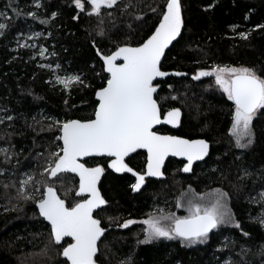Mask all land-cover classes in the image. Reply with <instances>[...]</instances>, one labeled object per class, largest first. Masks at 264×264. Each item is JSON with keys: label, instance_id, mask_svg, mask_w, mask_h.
<instances>
[{"label": "trees", "instance_id": "1", "mask_svg": "<svg viewBox=\"0 0 264 264\" xmlns=\"http://www.w3.org/2000/svg\"><path fill=\"white\" fill-rule=\"evenodd\" d=\"M166 3L117 0L110 8L102 6L99 15H90L87 0L83 11L74 0H0V24L6 25L0 35V150H4L0 151V264H68L62 251L70 239L56 243L36 205L47 186L55 187L69 207L84 198L76 195L75 175L50 177L45 172L51 154L62 147L57 122L93 118L95 93L108 79L99 54L144 42L162 18ZM181 3L185 26L167 50L161 69L186 75L157 81L155 96L162 116L173 108H179L181 116L177 127L162 124L156 130L202 138L211 151L189 174L182 171L184 161L170 158L164 177L146 179L139 192L131 188L135 177L113 172L109 158L85 160L89 167L105 168L99 189L108 203L95 217L107 231L98 243L96 261L264 264L260 222L264 219V109L252 121L253 143L237 147L230 132L234 102L213 75L193 79L199 71L216 66H244L264 77V0ZM33 12L35 17L29 15ZM77 75L83 83L68 87L56 79ZM126 162L143 173L146 153L139 151ZM27 175L35 179L22 192ZM188 187L199 193L224 190L234 223L220 225L206 242L190 246L181 239L164 238L138 243L144 236L141 220L155 209L174 210ZM26 195L32 199H25ZM127 220L136 223L121 227Z\"/></svg>", "mask_w": 264, "mask_h": 264}, {"label": "snow or ice", "instance_id": "2", "mask_svg": "<svg viewBox=\"0 0 264 264\" xmlns=\"http://www.w3.org/2000/svg\"><path fill=\"white\" fill-rule=\"evenodd\" d=\"M92 8L90 15L100 14L101 7H112L117 0H87ZM81 11L85 10V0H74ZM39 7V3L36 5ZM155 11V10H154ZM2 15V13H0ZM35 17V13H29ZM55 17L56 13L52 14ZM185 26L181 0H167L155 31L139 46L118 47L110 55H102L106 71L110 74L105 87L96 92L98 107L94 119L68 120L60 124L63 146L58 152L51 154V159L45 168L50 177L59 173H78L80 178L79 192L88 194L69 207L61 199L55 187L48 186L42 198L38 201L40 214L51 223V230L56 243L64 237H72L74 243L63 248V256L71 264H97L99 251L98 241L106 229L101 227V220L93 213L108 202L101 194L98 183L105 172L103 166L86 167L80 160L90 155L112 157L109 168L116 172H129L136 177V183L131 185L133 191H138L145 182L146 176H162V165L168 155L187 157L183 171H191L192 163L201 160L208 154L209 145L205 140H188L179 136L160 135L153 130L154 126L168 123L178 126L181 111L173 108L167 112L165 120H161L160 106L154 98L158 85L153 82L157 77L170 75L161 70V59L165 49L180 35ZM6 27L0 24V35ZM264 27V26H262ZM103 35V32L100 33ZM246 38L245 34H241ZM99 53V49H97ZM43 55V53H41ZM122 59V63H116ZM57 68L60 66L57 65ZM215 72L216 83L234 102L233 122L230 129L240 148L249 147L254 141L252 121L258 110L264 109V77L259 76L254 69L241 67L216 66L212 71H199L193 79L211 76ZM181 76L185 73L176 72ZM57 81L68 87L69 84L83 83L80 76L59 77ZM11 119V117H9ZM246 141V142H245ZM137 149H146L147 171L136 172L126 162L125 158ZM4 151V150H0ZM35 179L32 175L21 182V191ZM210 206L189 201V216L177 217L150 216L143 221L148 225L146 237L138 243H151L153 240L165 238L181 239L187 245L204 243L209 233L220 225L234 223L233 214L227 207L226 193H220ZM25 199H32L25 196ZM161 220L169 221L162 224ZM264 224V219L260 221ZM136 223L127 220L120 225L127 228ZM239 227V224H236ZM247 235V233H245Z\"/></svg>", "mask_w": 264, "mask_h": 264}, {"label": "water", "instance_id": "3", "mask_svg": "<svg viewBox=\"0 0 264 264\" xmlns=\"http://www.w3.org/2000/svg\"><path fill=\"white\" fill-rule=\"evenodd\" d=\"M158 26V25H157ZM156 26V27H157ZM155 31V30H154ZM153 31V32H154ZM152 32V33H153ZM151 33V34H152ZM180 37V36H179ZM178 37V38H179ZM177 38V39H178ZM176 39V40H177ZM175 40V41H176ZM175 41H173L172 42V44L175 42ZM143 43V42H142ZM172 44L171 45H169V47L167 48V49H165V54H166V52H167V50L172 46ZM140 45V44H139ZM139 45H137V46H139ZM137 46H131V47H137ZM123 47V46H122ZM116 51V50H115ZM114 51V52H115ZM112 54V53H111ZM165 54H164V56H165ZM110 55V54H109ZM99 56H100V59L102 60V54H99ZM164 56L162 57V59H161V64H162V62H163V59H164ZM102 62H103V60H102ZM123 61H122V59H118L117 61H116V63H122ZM103 65H104V70H105V72H106V74L108 75V79L110 78V74L106 71V66H105V64H104V62H103ZM162 71H164L163 69H161ZM166 72H168L170 75H168V76H166V77H157L156 78V80L153 82L154 84H157V81H160V80H163L164 78H167V77H169V76H176V75H173V73H176L177 71H175V70H173V71H166ZM107 83V82H106ZM106 86V84L103 86V87H105ZM99 90V89H98ZM97 90V91H98ZM157 90H158V88H157ZM96 91V92H97ZM157 93V92H156ZM156 93L154 94V98L156 99ZM95 100L97 101V106H96V108L98 107V98H97V96H96V93H95ZM161 111V110H160ZM167 116V113L164 115V116H162L161 115V120L162 121H164L165 120V117ZM181 116V115H180ZM95 117L93 116V118L92 119H94ZM72 120H79V119H72ZM162 124H166V125H168V126H170V127H177V126H173V125H171V124H168V123H161V124H158V125H156V126H154V128H153V130L154 131H156L158 134H160V135H170V136H176V135H172V134H169V133H161V132H158L156 129L160 126V125H162ZM62 136V131H60V137ZM179 137H182V136H179ZM182 138H184V139H188V138H185V137H182ZM188 140H204V139H202V138H196V139H188ZM60 141H61V144H62V146H63V141L60 139ZM206 141V140H205ZM208 142V141H207ZM208 145H209V149H208V154L206 155V156H204V158L203 159H201V160H195V161H193V163H192V167H193V165H195V164H197V163H201L202 161H204L208 156H209V154H210V151H211V147H210V143L208 142ZM139 151H142V152H144V153H146V164H145V172L147 171V156H148V153H147V150L146 149H137L135 152H133V153H131L128 157H126L125 158V160L127 159V158H129L130 156H132V155H134L135 153H137V152H139ZM96 157H107V158H109L110 160H109V163L108 164H110L111 163V160L113 159L112 157H108V156H106V155H104V156H100V155H90V156H86V157H82L81 158V160H80V162L81 163H84V161L85 160H87V159H90V158H96ZM170 158H176L177 160H181V161H184L185 162V164H187L188 163V161H187V157H184V156H173V155H168L166 158H165V160H164V163H163V165H162V168H161V171L163 172V175L162 176H146L145 177V182H144V184L142 185V187L140 188V190H138V191H134V192H139V191H141L142 189H143V187H144V185H145V183H146V179L148 178V179H157V180H159V179H162L163 177H164V168H165V165H166V163H167V161L170 159ZM85 164V163H84ZM185 164H184V166H185ZM85 166L86 167H89V166H87L86 164H85ZM184 166H183V169H184ZM94 167H96V166H94ZM192 167H191V169H192ZM111 169V168H110ZM183 169H182V171H183ZM113 172H115L116 174H124V173H128V174H130V175H132V176H134L132 173H129V172H120V173H118V172H116L115 170H113V169H111ZM136 172H138V171H136ZM144 172V173H145ZM191 171H189V172H184L183 171V173H185V174H189ZM63 173H69V174H72V175H75L77 178H78V180H79V183H80V178H79V175H78V173H73V172H63ZM59 174H61V173H59ZM58 174V175H59ZM143 174V173H142ZM102 177V176H101ZM135 177V176H134ZM135 179H136V177H135ZM100 180H101V178H100ZM135 183H136V180H135ZM99 184H100V181H99V183H98V188H99ZM48 187V186H47ZM47 187L45 188V191H44V193L46 192V189H47ZM100 190V189H99ZM56 192H57V190H56ZM77 192H79V185H78V189H77ZM76 192V193H77ZM101 192V191H100ZM57 195H58V193H57ZM59 196V195H58ZM77 196H79V197H86V198H88V194L87 193H83V194H81V195H77ZM85 198V199H86ZM80 202V201H79ZM37 208H38V202H37ZM103 206H105V205H103ZM103 206H101V208L103 207ZM100 208V209H101ZM99 209H97L96 211H94V213H93V215H95V213L98 211ZM38 211H39V208H38ZM40 213V212H39ZM41 215V214H40ZM41 217L51 226V223L46 219V218H44L42 215H41ZM102 227V226H101ZM214 230V229H213ZM106 231H107V229H106ZM106 231H105V233H106ZM212 232V231H211ZM104 233V234H105ZM53 235V234H52ZM103 237V236H102ZM102 237L100 238V240L102 239ZM64 239H71V240H73V238L72 237H64ZM63 239V240H64ZM62 240V241H63ZM99 240V241H100ZM61 241V242H62ZM99 241L97 242V243H99ZM60 242V243H61ZM70 243H74V240L72 241V242H70ZM69 243V244H70ZM68 245H66L65 247H67ZM64 247V248H65ZM63 252V251H62ZM98 253V252H97ZM62 256H63V254H62ZM63 258L64 259H66L67 260V262H68V264H71V261H69L68 260V258L67 257H64L63 256ZM97 262V261H96ZM97 264H100V263H98L97 262Z\"/></svg>", "mask_w": 264, "mask_h": 264}, {"label": "rangeland", "instance_id": "4", "mask_svg": "<svg viewBox=\"0 0 264 264\" xmlns=\"http://www.w3.org/2000/svg\"><path fill=\"white\" fill-rule=\"evenodd\" d=\"M222 67H224V66H222ZM228 67H235V66H228ZM241 67H244V66H236V68H241ZM205 71H212V70H205ZM212 75L215 78V72H213ZM215 81H216V78H215ZM233 140L236 143L234 136H233ZM217 190H219V189L199 193V192H195L192 188L188 187V189L184 190L181 193L174 210L165 212V210H162V209H155V211L150 213L148 215V217L141 220V222H142L141 225L143 226V231H144V236L142 237L141 240L145 239L146 234H147L146 229L148 227V225L144 224L143 221L149 219L150 216L160 217V216H167L168 214H172V215H175L177 217L189 216L190 215L189 210H188L189 209V201H191L193 204L199 203V204H202L204 206H210L215 201V199L218 195ZM219 192L220 193H226L224 190H219ZM226 203H227V207L230 209L229 202H228V195H227ZM161 223L162 224H168L169 221L161 220ZM160 239H162V238H160Z\"/></svg>", "mask_w": 264, "mask_h": 264}, {"label": "flooded vegetation", "instance_id": "5", "mask_svg": "<svg viewBox=\"0 0 264 264\" xmlns=\"http://www.w3.org/2000/svg\"><path fill=\"white\" fill-rule=\"evenodd\" d=\"M130 157H131V156H130ZM130 157H129V158H130ZM127 159H128V158H127ZM127 159H126V160H127ZM175 159H176V158H175ZM180 161H181V160H180ZM184 163H185V162H184ZM145 164H146V163H145ZM144 172H145V171H144ZM144 172H143V173H144ZM147 179H148V178H147ZM135 180H136V179H135ZM78 181H79V180H78ZM134 183H135V182H134ZM145 184H146V183H145ZM144 186H145V185H144ZM78 197H79V196H78ZM85 198H86V197H84L83 199H85ZM99 210H100V209H99ZM99 210H98V211H99ZM96 213H97V212H96ZM94 216H95V215H94ZM129 226H130V225H129ZM123 228H124V227H123ZM105 229H106V228H105ZM178 239H179V238H178ZM70 241L72 242L73 240L70 239ZM97 262H98V261H97ZM98 263H100V262H98ZM100 264H101V263H100Z\"/></svg>", "mask_w": 264, "mask_h": 264}]
</instances>
